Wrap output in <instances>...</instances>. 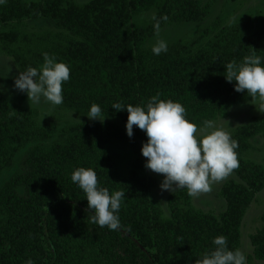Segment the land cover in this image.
Listing matches in <instances>:
<instances>
[{"label": "trees", "instance_id": "16d2710c", "mask_svg": "<svg viewBox=\"0 0 264 264\" xmlns=\"http://www.w3.org/2000/svg\"><path fill=\"white\" fill-rule=\"evenodd\" d=\"M142 14L147 20H138ZM153 14L160 32L169 23L206 22L197 34L170 42L166 53L154 55ZM211 14L202 0H6L0 4V24L6 25L0 49L21 72L39 69L43 53L68 65L63 105L77 113L86 115L95 103L104 116L127 122V111L117 112L114 103L146 106L159 95L181 103L186 118L203 126L253 98L235 91L225 65L253 53L264 62V14L233 22L209 19ZM39 17L53 20L57 32L26 33L25 20ZM38 115L35 108L0 97V176L27 148L18 171L0 188V264H197L215 249L213 239L220 235L231 250H241L243 218L264 188V163L247 157L256 148L252 139L264 141V115L231 135L239 145V167L233 170L239 181L223 185L228 208L220 216L191 205L186 191L170 195L171 215L166 216L150 195L155 178L136 171L141 161L130 177L120 173L111 142L128 139L135 149L142 147L114 124L84 121L55 137L54 125L40 124ZM134 132L148 139L136 126ZM80 167L93 169L110 194L126 193L118 230L91 222L86 195L71 181ZM261 222L251 235L249 262L264 261V212Z\"/></svg>", "mask_w": 264, "mask_h": 264}, {"label": "clouds", "instance_id": "9594fccd", "mask_svg": "<svg viewBox=\"0 0 264 264\" xmlns=\"http://www.w3.org/2000/svg\"><path fill=\"white\" fill-rule=\"evenodd\" d=\"M6 0H0L4 4ZM154 28L159 35L160 21L155 14ZM167 21V16L162 17ZM166 41L157 40L152 47L154 55L166 53ZM44 63L39 69L29 67L20 72L15 87L26 92L31 103L41 99L53 106L64 102L63 84L70 79V68L58 62L54 55L43 53ZM226 80L235 81L236 92H247L251 97L259 96L260 112L264 113V62L255 53L245 56L242 62H229L225 65ZM117 112L126 110L128 119L126 132L133 136L134 126L144 131L147 141L141 152L147 158L145 168L163 175L162 190L175 192L187 189L189 195L208 192L210 185L228 176L239 167L236 149L238 142L224 130L222 125L212 120L197 126L186 118V109L172 100H161L159 95L150 98L146 106L114 103ZM73 114V113H72ZM71 114V116H72ZM92 120L104 122L102 109L93 103L86 114ZM45 118V117H44ZM73 118V116H72ZM71 181L86 195L88 209L93 213L91 222L101 228L115 231L121 227L119 211L127 198L123 191L109 190L99 185L96 172L91 168L80 167L71 174ZM214 250L206 253L197 264H247L241 250H231L227 237L220 235L213 239ZM27 264H33L28 260Z\"/></svg>", "mask_w": 264, "mask_h": 264}, {"label": "rangeland", "instance_id": "374dc122", "mask_svg": "<svg viewBox=\"0 0 264 264\" xmlns=\"http://www.w3.org/2000/svg\"><path fill=\"white\" fill-rule=\"evenodd\" d=\"M32 1H45V0H32ZM78 3H84L89 0H76ZM205 5H208L212 10L209 17L218 18L225 22L239 21L248 17L258 20L264 14V0H202ZM150 18V17H148ZM146 19L147 15L142 14L138 17L139 21ZM208 19V20H209ZM137 20V21H138ZM206 22V21H205ZM191 23V24H178L169 23L157 35L150 45H154L157 40L166 41V43L173 42L177 39L187 40L189 37L197 34L200 27L205 24ZM24 31L26 33L43 34L48 31L57 32L55 22L48 18H33L27 19L24 22ZM6 27L0 24V32ZM20 69L15 60L6 52L0 49V97H6L11 103H22L30 108H35L39 111L38 119L40 124L54 125L56 132L55 137L60 133L61 129L69 125H74L84 121H99L90 119L85 114L77 113L71 109L66 108L63 104L60 106H53L41 99L39 103H31L26 92H21L15 87V80L20 74ZM261 100L259 96L252 98L246 102L237 103L227 109L224 114L220 115L212 121L222 125L230 135L234 134L239 126L245 125L250 122L253 117L263 116L264 113L260 112ZM73 113V114H72ZM73 118H72V116ZM45 117V118H44ZM104 122L114 124L127 136L126 122L119 117L106 116ZM133 137L140 143L141 147L147 141L138 137L135 132ZM253 144L256 146L248 154V158L257 163H264V141L256 137L252 139ZM114 152L118 161L119 171L122 175L130 177L132 172L135 171V162L138 161L141 167L136 171L145 179L151 177L155 178L156 183L150 189L151 197L163 208L165 215L170 216L171 210L169 208L168 199L171 194L179 191H187V189H179L175 192L162 190L160 185L163 181V175L157 174L145 168L146 159L143 157L141 150L135 149L129 144L128 139H115L109 145ZM27 148L21 150L17 157L15 164L5 170L0 176V188H2L18 171L22 155L26 152ZM231 180L239 181V177L232 171L228 176L220 181H216L210 185L208 192H201L196 195H191L190 204L198 209L206 212L214 213L220 216L228 208L226 197L222 194L223 185ZM264 212V188L255 195L253 202L247 210L242 221V237L243 245L241 248L242 253L248 261V256L253 253V246L251 245V235L255 233L261 226V217ZM247 264H264V261L247 262Z\"/></svg>", "mask_w": 264, "mask_h": 264}, {"label": "crops", "instance_id": "0c3cea01", "mask_svg": "<svg viewBox=\"0 0 264 264\" xmlns=\"http://www.w3.org/2000/svg\"><path fill=\"white\" fill-rule=\"evenodd\" d=\"M87 2V1H86Z\"/></svg>", "mask_w": 264, "mask_h": 264}]
</instances>
